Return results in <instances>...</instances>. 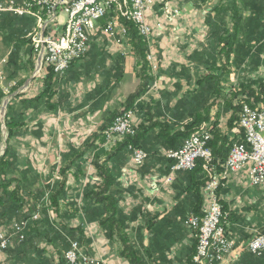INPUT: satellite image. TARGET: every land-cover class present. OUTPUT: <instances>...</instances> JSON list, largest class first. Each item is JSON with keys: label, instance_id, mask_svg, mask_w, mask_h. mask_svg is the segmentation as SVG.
<instances>
[{"label": "trees", "instance_id": "obj_1", "mask_svg": "<svg viewBox=\"0 0 264 264\" xmlns=\"http://www.w3.org/2000/svg\"><path fill=\"white\" fill-rule=\"evenodd\" d=\"M230 1L232 6L226 11H231L229 14H232L233 27L230 29L224 21L217 25L216 21L209 18L208 43L196 59L205 73L199 77L197 88L189 96L179 99L174 107L168 103H154L152 99H143L155 81L148 67L147 46L134 23L122 19V23L128 28L133 52L140 59L138 71L140 85L137 92L130 101L122 104L120 110L106 111L97 131L79 147L70 146L62 155L61 161L64 166L58 170L59 179L53 182L50 179L45 191L39 192L37 197L43 198L47 192L49 194L47 202L40 201V204L37 201L28 205L31 217L34 212L39 211L41 218L28 224L25 240L17 244L22 245V248L10 247L7 250L11 254V260H20L25 264H68L64 253L71 247L72 241H77L80 247L91 244L92 240L86 237L81 225L75 227L63 224L59 220H51L49 214V211L54 209L63 219L60 202L64 200L68 190V174L73 168L81 170L82 162L86 163L91 158L100 184L85 185L81 212L87 222H97L110 243L118 245L119 256L125 258L129 264H175V260L179 264L185 256V264H194L198 244L196 234L194 237L189 232L190 245L183 249L181 256L177 253L181 246L180 242L188 231L186 219L191 215L201 217L204 214L203 192L209 182L204 162L199 161L193 170L178 173L175 187L178 190V197L183 199L163 217L155 215L149 218L154 213L148 205L139 204L138 201L145 198L142 196L135 198L132 204L124 205L125 195L134 193L135 188L122 186L120 176L126 166L131 145L148 153L144 165L137 169V173L143 178L155 171L169 172L174 161L166 157L165 151L179 150L204 123H209L208 129L211 133L209 146L214 154L213 164L217 173L222 171L233 145L245 142L244 133L239 127V114L244 104L252 107L264 105V78L260 76L254 78L250 75L239 77L233 93L227 85L233 72L247 70L248 66L256 69L264 64V0H240L242 6L239 0ZM28 25L27 18L15 15L0 17V32H6L9 45H14L11 46L14 50L9 58L12 75L22 70L29 71L34 67L32 57L25 63L20 55L24 47L27 48L25 55H31L32 47H29L31 41L27 38L30 31L26 28ZM117 62L120 65L123 61ZM69 72L70 70L66 74L57 75L51 69H47L41 93L34 97L18 100L16 97L9 101V111L5 119L8 142L19 140L28 133L29 126L25 116L30 111L59 113L65 107L70 101L67 87L78 80V77L73 76L75 73L69 76ZM117 76L121 77L122 74ZM227 90L230 91L229 94ZM4 98L5 95L0 89V103ZM129 109H133L136 115L139 114L141 117L136 133L125 136L111 151L101 149L106 142L105 131L116 117ZM217 109L221 110L218 112ZM224 117L228 118L225 120L226 129L221 126V118ZM12 149L10 145L0 157V187L4 189L9 200L8 211L20 212L24 204L25 190L22 192L19 186L20 179L15 172L18 157L14 155ZM26 177L24 176L25 179ZM10 187L13 189L8 191ZM31 194L32 192L28 193L29 196ZM134 203L137 204L136 208ZM38 205H41L40 209H37ZM77 206V203L70 204L74 212L79 211ZM137 218L145 219L142 220L149 231L147 236L141 233L142 227L138 228L135 235L132 234L131 224L136 222ZM128 230H131L130 233ZM260 234L264 235V230L260 231ZM255 235H251L249 241ZM145 239H148V245L144 244ZM41 243L59 245L57 262L47 255ZM247 243L242 244L243 254L249 252L246 249ZM251 258L264 261V256H256L249 252L236 264H249Z\"/></svg>", "mask_w": 264, "mask_h": 264}, {"label": "crops", "instance_id": "obj_2", "mask_svg": "<svg viewBox=\"0 0 264 264\" xmlns=\"http://www.w3.org/2000/svg\"><path fill=\"white\" fill-rule=\"evenodd\" d=\"M174 2L180 9L182 7L184 10V17L179 19L176 23L171 22L169 24L168 21L165 32H163L162 36L158 37L159 39L157 37L153 39L151 48L156 52L160 67L158 71L152 73V75L155 77L154 83L158 81L160 85L158 88L150 90L148 94L143 97V99H152L154 103H168L172 107L175 106L179 99L184 96H189L192 91L197 88L199 77L205 73L204 68L196 61L198 54L201 53L204 48L203 46L201 47L203 40L200 39L201 35L199 36L200 30L196 27L194 21L185 17L187 12H191L193 9L191 7V0H185V2H183V0H174ZM20 18H27L29 25L26 26V28H28L30 32L35 29L36 20L34 18L27 16ZM215 18L217 17L214 16L213 20L217 22ZM104 23L105 20L101 22V24ZM190 30H192V33L190 34H192L195 39L190 36ZM169 32L174 34V36L172 35L173 37L179 33V41L177 43H173L172 39L171 41L169 40V38H173L172 36H169ZM194 34H198V36H195ZM98 42H101L98 45V53L93 51L90 52V55L88 56L87 63L89 67L87 66V68L82 69V71H75L76 69L73 70L71 68L72 70L70 69V72L68 73L69 76L75 73L73 76L78 77V80L73 81L72 83L84 81V70L87 71L88 79H91L90 75L94 76L87 85L88 89L85 91L86 99L82 100L85 97L81 99L79 98L77 102L72 103L74 99H71L73 98V95L71 91L72 83H70L67 87V92L70 94V103H66L65 107L61 109L59 113L53 112L57 115L50 114V112L43 114L40 110L42 113L40 121L35 116V118L32 119V123L30 118H28V121L26 122L28 126L33 124V128L30 127L29 129L30 132L26 133L19 140L17 139L13 142H9L10 145L13 143V145H11V148H13L11 151H13L14 155L18 157V164H16L15 172L20 179L19 186L21 187L22 192L25 190V195L24 204L20 212H10L8 211L9 200H7L4 189L0 187V231L2 229H9V227L17 221H23L26 219L29 223L35 221L33 220V216L39 211L34 212L31 217L32 214L28 213V205L36 203L37 201V203L40 201L43 203L47 202L49 197L47 192L45 197H41L40 199H37V197L39 196V192L45 191V186L50 183V179H52V182L59 179L57 174L58 170L60 167L64 166V163L61 161L62 155L69 150L70 146L79 147L93 132L97 131L98 127L102 124L103 114L106 111L121 109L122 102L119 101V99H115L116 89H118L119 83L124 80L127 73L128 67L126 60L130 54L127 51L131 49V42L128 37L124 40L123 46H120L115 41L99 34L91 39L90 46L93 47L98 44ZM180 45L183 52H179ZM9 46L7 53L0 56V58L6 56L8 58L11 57L14 50L11 46L14 45L11 44ZM26 51V47L21 49V58L23 52L25 53ZM117 61L123 62L119 65ZM33 62L35 67L34 58ZM8 68H10L9 64L6 68V75L9 70ZM20 72L22 71H19L18 73ZM120 73L122 76H117L120 75ZM135 77L138 79L134 91L136 93L140 85V79L138 78L137 72H135ZM229 80L231 81V77ZM230 81L228 82V85L230 84ZM28 89L23 87V92H27ZM34 96L36 95L29 94L21 98H30ZM18 99L20 98H17V100ZM117 100L119 107L118 105H113L117 104ZM137 119L140 123L141 117L139 114L137 115ZM227 119V117L221 118V126L222 124L225 125V120ZM2 123L3 122H1L0 126V157L3 156L8 149V133L6 127L3 126L4 124ZM114 140L117 143L121 141L120 138H115L113 141ZM101 149L111 151L114 147L108 150L105 145L102 146ZM129 159L130 154L126 166L129 163ZM90 164H88V161H86V163L82 162L81 170L73 168L69 172L67 177L68 190L64 200H61L60 202V212L63 219L56 214L54 209L49 211L50 219L55 221L59 220L63 224L69 226L76 227L81 225L86 237L92 240L90 245L81 247L84 253L91 256L100 255L104 260V264H129L125 258L119 256L118 245L109 242L104 232L99 228L97 222H87L81 212L85 185L89 184L94 186L100 184V179L97 177L94 167ZM159 168L160 167H158V169ZM170 173L171 168L167 173L155 171V173L148 174L146 178H143L142 175L138 174L140 179L139 181L137 180V184L130 185L135 188L134 193H128L125 195V201L123 204H132L135 198L138 199L142 196L145 198H140L141 200L138 201L140 202L139 204L143 203L144 205H148V208L154 213L151 214L149 218L155 215L163 217L168 214L183 199V197H178V190L175 187L179 172L174 174L175 181L171 186H166L163 183L162 179ZM24 176H27L26 179ZM121 176L123 177V171ZM131 176L133 175H130V177ZM220 188L219 195L221 202L225 210L230 214L228 225L226 227L227 235L230 239L235 240L237 247L225 264H236L241 261L242 256L249 253L246 252L243 254L244 245H242L247 243L252 235L248 230V226L250 225L249 222H258V220H260L256 227L258 230L260 229L259 231L264 230V212L261 210V208L264 207V186L252 187L249 185L245 173H238L230 175L225 182L224 187ZM12 189L13 187H10L8 188V191ZM30 192H32V194L29 196L28 193ZM136 194L140 196L136 197ZM203 196L205 200V189ZM71 203H77L79 209L78 212H74L70 208ZM136 205L137 204L133 207L136 208ZM40 207L41 205H38L37 209H40ZM39 217L41 218V216ZM142 219L145 220L144 218H137V221L131 224L133 225L132 234L135 235L138 228L142 227L141 233L144 236L148 235L149 231L146 229V223ZM128 231L130 233L131 230ZM189 234V231H187L185 238L180 242L181 246L177 253L178 255L180 254V256L182 255L183 249L187 248L191 243ZM144 244L148 245V239H145ZM40 245L46 250L47 255L54 258L55 262H57V250L59 249V245L47 243H41ZM185 258L186 257L184 256L182 263L179 264H185ZM175 264H177L176 260ZM249 264H264V261H257V259L251 258L249 259Z\"/></svg>", "mask_w": 264, "mask_h": 264}, {"label": "built area", "instance_id": "obj_3", "mask_svg": "<svg viewBox=\"0 0 264 264\" xmlns=\"http://www.w3.org/2000/svg\"><path fill=\"white\" fill-rule=\"evenodd\" d=\"M117 5H124L125 17H118ZM3 14L36 20L30 40L37 74L44 75L47 69L57 75L65 74L74 63L88 54L91 39L99 34L123 46L128 36H124L122 19L131 22V18L139 19L141 34L147 35L149 70L156 73L160 63L151 48L152 41L165 30L169 17H183L174 0H4L0 3V17ZM104 20L105 23L101 24ZM8 64L7 56L0 58V89L5 94L9 92L6 88ZM159 85L156 81L150 90ZM138 124L133 109L124 111V119L114 120L105 131L106 142L134 135ZM239 127L244 133L245 142L233 145L222 171L218 173L213 164L214 154L209 146L211 133L207 124L193 133L179 150L165 151L166 157L174 161L171 173L162 179L166 186H171L176 172L193 170L199 161L204 162L209 175L203 205L206 223L197 224L195 215L185 221L194 237L195 232H202L201 248L199 256L194 257V264H223L237 249L235 240L227 235L230 214L225 210L219 194H216V187H224L229 176L238 173H245L250 186H264V105L250 106L248 116H241L240 111ZM129 152V163L121 177V184L126 188L137 184L140 179L137 169L148 158L145 150L132 145ZM39 216L37 212L33 220H38ZM28 223V220L17 221L9 229L0 231V258L14 242L22 243L25 240ZM246 249L253 255L264 256V235L256 234L247 243ZM64 257L68 264H104L103 260L84 253L77 241L71 242Z\"/></svg>", "mask_w": 264, "mask_h": 264}, {"label": "rangeland", "instance_id": "obj_4", "mask_svg": "<svg viewBox=\"0 0 264 264\" xmlns=\"http://www.w3.org/2000/svg\"><path fill=\"white\" fill-rule=\"evenodd\" d=\"M2 1H4V0H0V3ZM183 2H185V0H183ZM239 4L242 6V1L239 0ZM191 5H192L191 7L193 9L191 10V12H187V15L185 17L194 21V23H196V27L199 28V30H200L199 36L201 35L200 39L203 40L201 43V47L202 46L204 47L208 43L207 42V36H208V32L210 30V27L208 25L209 18L213 19L215 16V17H217V18H215V20H217V22H216L217 25H219L220 22L224 21V23L227 25V27H229L230 29L233 27L232 14H229V12H231V11L230 10L226 11L227 9L231 8V6H232L230 0H191ZM181 9H182V7H181ZM181 13H183L181 16L184 17V10L183 9L181 10ZM212 16H213V18H212ZM178 20H179V18L172 19L171 17H169V24L171 22L176 23ZM191 31L192 30L189 31V34L192 33ZM32 32L33 31L28 33L27 38L30 39V34ZM163 32H165V30ZM163 32L159 33L156 37L157 38L161 37ZM6 34L7 33L4 31L0 32V56H2L3 54H6L7 50H9L8 47H10ZM168 34H169V36H172V35L174 36V34L171 32H169ZM194 35L198 36V34H194ZM140 36L143 38V41L146 43V46H147L146 57H147V55L149 53L148 52L149 51V44L147 43V37L143 36V35H140ZM190 36L193 37V39H195L192 34H190ZM156 37H154V38H156ZM171 39H172L173 43H177L179 41V33L175 37L169 38L170 41H171ZM100 43L98 42V44L93 46L94 48L91 47L90 51L88 52V54L85 55L84 58L80 59L79 61H77L76 63L73 64L72 69L73 70L76 69L75 71H82V69H86L88 66L87 59H88V56L90 55V52L94 51L95 53H98V48H99L98 45ZM29 47H31V42H30ZM180 47H181V45L179 46V48ZM127 52L130 53L129 56L127 57V60H126L127 67H128L127 73H126L124 80L119 83L118 89H116V96H115V99H119V101H121L122 104H123V102L124 103L128 102L133 98V96L135 94L134 91H135L137 83H138V79L135 77V72L138 73L139 68H140V66H139L140 59L138 56H136L135 52H133L132 44H131V49H129ZM179 52H183V49L180 48ZM31 57H32V59L34 58L32 51H31V55L29 54L28 56L25 55L24 52L22 54L23 62H25V63ZM34 61H35V58H34ZM223 61H225V60H223ZM27 67L29 68V65H27ZM148 67H149V63H148ZM8 69L9 70L7 71V75H6L7 76L6 88L9 89V92L7 94L4 93L5 98L0 103V126H1V122H3L2 124H4L3 126H5V127H6L5 119H6V115H7L8 111H9V109H8L9 101L15 99L16 97L21 98V97H24V96L29 95V94L37 95L43 89V83H44L43 79L46 75V74L44 75L42 73L37 74L36 64H35V67H33V69H31L29 71L28 70L27 71L22 70V72L15 74V75L11 74V72H12L11 67ZM241 70H243V71H241ZM241 70L238 72H233L231 74L230 84L227 85L228 87L231 88L230 89L231 93L234 92V90H235L234 85L237 83L239 77H243V76L247 77L250 75V77H254V78H256L258 76L264 78V64H262L260 67H258L256 69H253L251 66H248L247 70L246 69H241ZM83 76H84L83 82L72 83L71 91H72L73 98H71V99H74L72 101V103L77 102V100L79 98L81 99V98L85 97V95H86L85 91L88 89L87 85H88V83H90L89 81L92 80V78L94 77V76L90 75L91 79H88L86 70H84ZM23 87H26L27 89L29 88L27 90V92H23ZM225 87H226V85H225ZM230 91H228V94L230 93ZM121 97H122V99H121ZM85 99H86V97L83 98L82 100H85ZM113 105H118V107H119L118 100H117V104H113ZM217 111H218V109H217ZM42 113L47 114L45 111H42ZM42 113H41V111L40 112L39 111H35V112L33 111L30 113H27L25 117H27V121H28V118H30L31 123H32V119H34L35 116L40 121V116L42 115ZM213 113H215V111ZM50 114L57 115L53 112H50ZM122 116H124V114L116 117V119H118ZM204 124H207L208 128H209V123H204ZM222 126H223V129H226L225 125L222 124ZM30 127L33 128V124L29 125V129H30ZM6 131H7V129H6ZM28 132H30V131H28ZM7 143H8L7 146L9 147L10 144H9L8 140H7ZM115 143H117L115 140L111 141V142H105L104 146L106 145V147L109 150V149L115 147V145H116ZM11 145H13V143ZM99 152L100 151L98 150L97 153H99ZM91 161H92L91 158L88 159V164H90ZM90 165L92 166V164H90ZM261 210H262V212H264V207H262ZM259 221L260 220H258V222L257 221L249 222L250 225L248 226V230L252 233V235L260 234V231H259L260 229L258 230L256 227V225L259 223ZM188 231L190 232L189 229H188ZM195 234H196V232H195ZM17 244H18V242H14L11 247L12 248L13 247H15V248L16 247H18V248L23 247L22 245H17ZM88 256H91V255L88 254ZM91 257H96L100 260H103V258H101L100 255H95V256H91ZM226 262L227 261H225L224 263H226ZM0 264H25V263L21 262L20 260H15V261L11 260V254L9 252H6V254L0 258Z\"/></svg>", "mask_w": 264, "mask_h": 264}, {"label": "bare ground", "instance_id": "obj_5", "mask_svg": "<svg viewBox=\"0 0 264 264\" xmlns=\"http://www.w3.org/2000/svg\"><path fill=\"white\" fill-rule=\"evenodd\" d=\"M117 15L118 17H125V9H124V5H117ZM131 22L134 23L135 27L137 28V31L139 32L140 35L146 36V34H141V23H139V19L138 18H131ZM128 35V28L124 25V36ZM250 113V106H243L241 109V116H248V114ZM124 119V116L116 119V120H121ZM220 187H216V194L218 193ZM195 218L197 219V224H205L206 223V213L204 212L203 216L199 217L195 215ZM197 235V240H198V244H197V254L195 255V257L199 256V248H201V241H202V232H196Z\"/></svg>", "mask_w": 264, "mask_h": 264}]
</instances>
